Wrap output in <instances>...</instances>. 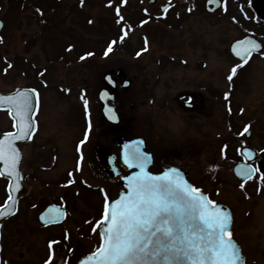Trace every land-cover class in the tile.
Returning <instances> with one entry per match:
<instances>
[{
    "label": "rangeland",
    "instance_id": "obj_1",
    "mask_svg": "<svg viewBox=\"0 0 264 264\" xmlns=\"http://www.w3.org/2000/svg\"><path fill=\"white\" fill-rule=\"evenodd\" d=\"M135 1L122 3V0H111L112 6L109 7L110 0H85L81 7L80 0H0V17L5 21L0 35L5 41L0 46V90L28 86L40 92L41 108L37 119L42 123V137L51 136L59 154L69 153L65 156L71 157L70 165L73 166L75 141L88 120L81 96L88 101L92 123H102L97 94L103 85V75L122 68L133 80L121 104L127 117L132 116L128 134L147 138L154 151V169L170 163L190 168L191 180L208 190L214 187L213 193L217 198L235 210L237 220L234 226L245 231L242 227L245 225L246 232L251 234L246 233L247 238L260 244L264 239V194L256 190L258 182L252 183L248 189H241L233 177L234 160L221 155V147L229 136L227 103L218 100L212 116L209 111L194 116L184 115L168 101L180 89L197 87L199 83L222 92L231 87L226 76L227 63L221 60H225V56L219 47L225 49L223 40L234 33L226 30L228 25L212 27L215 19L196 18L185 35H195L201 40L216 38L218 41V49L214 47L212 51L216 53L217 63L211 59L210 64L202 68L195 59L205 50L204 44L200 48L192 46L185 40V35L167 30L162 23L148 24L142 29L128 25ZM116 7H120V14L125 18L121 23H117ZM125 24L131 31L123 47L115 48L107 58L97 55L80 60L87 50L98 49L100 45L104 47L110 39H118ZM142 33H147L152 42L149 41V50L137 56L134 51L140 44ZM69 46H72L71 52L67 51ZM83 51L86 53L80 54ZM167 54L184 56L190 62L166 61ZM161 56L163 60L158 61ZM5 58L13 65L7 74L1 67V59L5 61ZM45 69V75L40 76L39 73ZM263 69L261 64H254L248 69L249 73L242 76L245 79L236 81L237 102L234 108L237 109L239 103L247 109L249 104L251 108L245 114L237 112L234 123L240 125L248 122L249 118L254 119L251 123L255 125L264 121V109L255 107L264 100ZM252 106L254 111L250 112ZM0 123H10L4 112L0 113ZM97 131H93L95 133H92L86 150L91 151L96 141H101L106 149H113L109 131L105 137L99 136ZM27 151L33 157L36 149L32 146ZM46 151L48 157L50 150ZM42 157L47 159L44 155ZM66 168L61 164L58 170L65 171ZM32 187L41 186L35 183ZM248 208L251 210L245 212ZM16 225L15 222L8 223L4 232L6 252L11 258L25 252V259H15L25 263L36 254V249L28 252L29 238L37 249L43 251L45 242L42 234H35L26 241L22 240L21 245V237L15 232Z\"/></svg>",
    "mask_w": 264,
    "mask_h": 264
},
{
    "label": "flooded vegetation",
    "instance_id": "obj_2",
    "mask_svg": "<svg viewBox=\"0 0 264 264\" xmlns=\"http://www.w3.org/2000/svg\"><path fill=\"white\" fill-rule=\"evenodd\" d=\"M254 1L255 0H251V3H249V0H226L225 3V0H221L222 6H218L217 4L210 2V0H171L172 6L169 7L167 13H164L163 8L169 4V0H136L131 18H128L127 22L128 25L139 27L141 29L143 27H147L148 24L162 23V25L167 30L177 31L182 33V35H185L187 29L191 28L192 23L196 20V18L215 19V21H213L211 24L212 27H218L219 25L226 27L228 25L226 30L232 31L234 35L231 36L230 34L228 37H226V39L223 40V45H226L225 49H221V47H219V51H221V53L225 56V60H221L227 63V73L225 72L227 76L230 74L232 67H234L237 63H241L240 57H237L232 52V47L237 41L251 38L255 39L258 43H264V0H259L258 9L254 6ZM224 6L227 7V11H224ZM241 7L244 9L243 13L241 12ZM189 8L192 9L191 12L188 11ZM145 9H147V12H145ZM245 14L248 18H246ZM233 17H235V20ZM0 18L4 21L2 17ZM145 20H147L148 23L142 25V21ZM4 28L5 25L0 31V35L4 31ZM145 38H147V48L149 50V44L152 41L147 33H142L139 39L140 44L134 51L135 54H137L139 51L142 52L141 50L144 49ZM185 40L190 42L192 46H199V48L204 44L205 50L201 52V56L199 58L195 59V62L198 63L202 68L209 65L211 59L215 62V64L217 63L216 53H212L214 47L218 49V41L216 38L201 40V38L198 36L196 37L195 35L192 36L188 34L185 35ZM205 41H208V44ZM4 42L5 41L0 43V46L1 44L3 45ZM241 52L243 54V49H241ZM159 58L160 59H158V61L163 60L162 56ZM2 59L1 62L3 63V66L1 67L5 68L7 64ZM165 60L169 62H180L183 64H189L190 62L184 56H173L170 54L166 55ZM257 63L261 64L264 68V49H262L261 52H254L251 58L248 60V63L243 64L241 68L237 69V76L233 78L231 87L226 90V92H230L228 101H225L224 99L226 92L218 91L217 89L209 87L207 84L202 85V83H199L197 87L180 89L174 96L168 99V101L174 104L176 108L180 109L184 115L194 116H201L206 111H209L208 113L211 114L210 116H212L218 100H220V102L227 103L226 123L229 128V136L228 138H225L224 143V145L228 146L226 152L224 153L225 159L227 160H236L235 162L243 161L244 156L242 154V148L245 146L254 148L259 152L264 150V121L258 125H255V123H251L252 118H249L248 122L246 123H242L240 125L238 123H234L237 112H243V114H245L246 111L250 110L251 108V105L247 104L250 106L247 109V106H243L241 103L238 104L237 109L234 108L237 102L236 90L238 82L236 81L240 78L245 79L242 78V76L249 73L248 69ZM126 78L130 80L129 86H131L133 80L129 78L124 71L121 72L117 77V84L119 88L116 94V103L119 115L121 117V123L119 125H112L106 123L104 120H102V123H92L93 128L89 135V140L83 145L81 149L84 154V161L82 162L81 171L79 172L75 171L76 163L79 159L77 145L84 138L87 123H84L82 134L75 141V158L74 164L72 166L70 165L72 163L71 157L68 158L65 156L69 153L62 152L59 154L57 147L54 144L55 140L51 136L42 137V123H40V121L37 119L38 129L35 135L23 146L22 182L24 185V191L19 196L18 210L16 211L15 215L7 218L2 224L3 227H1V261H6L7 264H44V261L49 256L48 243L50 240L55 239L59 240L60 244L54 247L61 249V251L56 253L54 264H56L57 260L60 262V264H65V260L67 261V264H78V262L84 256L91 254L99 246V229L97 230V233H93L91 231L92 225L85 223V221L90 220L95 222L99 220L102 215L104 199L103 194L101 191H99V189H104L108 193L110 200H113L123 189L122 183L118 179L111 178L107 173L99 158L100 151L103 150L104 152L115 154L117 168L124 175H129L136 170L128 168L121 160V147H119L116 142L118 138L129 139L136 136H141H131V134H128V131L131 127L129 124L131 119L129 118H132V116L129 115L128 118L126 113H124L121 108V104L123 103V95H125L130 90V88L121 87L122 82ZM0 92H10V90H0ZM188 97H192L194 100V103L191 107L185 103V100ZM125 100L126 99H124V102ZM262 102L264 103V100H261L259 103L260 107L258 105H255V107L258 109H264V104L262 105ZM229 105L232 108L231 113L228 111ZM133 107L134 105L131 104V108ZM253 111L254 108L252 106L250 112ZM2 112L3 111H0V113ZM4 113L7 114L10 123H0V134L13 130V121L10 119L7 111H4ZM253 120L254 119H252V121ZM249 124L251 125L249 133L240 135V133L243 131V128ZM96 129L98 130L96 133L102 137H105L107 131H109V136H111L113 139V149H110L109 147L106 149L105 145L101 141H96L94 142L95 145L91 151L86 150L90 143L92 133H95L93 131H96ZM145 140V150L147 152L153 153L154 155L153 148L149 144L146 137ZM224 145H222L221 148H223ZM32 146L34 149H36L33 157L29 156V152L27 151V149ZM47 149L50 150L48 157L46 155ZM43 155L47 159H43ZM61 164L67 166L65 171L58 170L59 165ZM169 165H178L182 167L189 176L190 168H187L185 165L183 166L180 163H170L167 165H162V167L160 166L161 168L154 169V162L150 167V170H162ZM256 165L257 162L254 161L253 166ZM69 172L73 173L76 183L68 187H64V185H66L69 180ZM234 179L239 184L244 182L239 180L237 177H234ZM254 182H258L256 185V190L259 193L264 194V182H261L258 178L245 183V188L248 189V187H251L252 183ZM35 183L40 184L41 187L34 189L32 185ZM192 183L195 186L202 188L209 195L210 199L216 202H223L220 201L217 198V195L213 193L215 189L214 187H211L208 190L203 185L195 184L194 181H192ZM8 184L9 180L5 179L4 177H0V206H2L7 201ZM89 184L92 185L91 188L87 186ZM230 207L233 212L234 223H236V212L233 210L232 206ZM50 209L52 210L51 212H49ZM57 209L64 210L66 215L59 223L45 225L40 217L45 216V218H48L49 216L58 215V212L56 211ZM247 210L251 209H245V212H247ZM13 222L17 224L15 226V232L21 237V245H23V241H26L29 237H31L30 235L42 234L44 238V251L37 249L36 244L31 242L29 238L27 242L29 251H27L30 253L32 249L33 251L36 249V251H34L36 254L30 256L25 263H19L15 260L16 258L18 260L25 259L23 258V253L25 252H19L17 256H13V258H11L9 256L10 254L6 252L7 244L4 242V232L7 230L8 223ZM236 227L233 225V238L241 245L246 258V264H264V239L260 244H257L256 242L247 238L248 236H246V233L248 232H246L245 225L242 226L244 227L245 231L241 227ZM65 233H67L69 237L67 240H65Z\"/></svg>",
    "mask_w": 264,
    "mask_h": 264
},
{
    "label": "snow or ice",
    "instance_id": "obj_3",
    "mask_svg": "<svg viewBox=\"0 0 264 264\" xmlns=\"http://www.w3.org/2000/svg\"><path fill=\"white\" fill-rule=\"evenodd\" d=\"M126 2L127 0H122V3ZM210 2L222 6L221 0H210ZM84 3L85 0H80L81 7ZM108 6H112L111 0ZM171 6V0H169L163 12L167 13ZM188 11L191 12L192 9L189 8ZM224 11H227L226 6ZM37 12L43 15L40 9H37ZM241 12H244L243 7ZM115 13L118 17L117 23L125 20L120 14V7L115 8ZM233 19L235 20V17ZM146 23H148L147 20L142 21V25ZM0 27L3 25L0 24ZM130 31L131 28L126 24L121 27L119 39L109 43L104 52L105 58L113 52L114 45L125 41ZM0 43H3L2 37H0ZM147 44L148 41L145 38V47L141 50L142 52L148 50ZM262 49H264V43H258L255 39L249 38L236 42L232 52L240 57L241 63L232 67L230 74L227 75L229 83L237 76V69L247 64L254 52H261ZM67 51L71 52L72 46H69ZM139 55L141 52L137 53V56ZM92 56L94 53L87 52L80 57V60L83 61ZM5 62L7 66L3 72L7 74L13 65L7 61V58ZM46 71V69L41 71L39 75L43 77ZM105 79L109 83H114L111 76H106ZM107 95L106 92L103 93L102 98ZM229 96L230 92H226L225 101L229 100ZM81 99L84 101L88 120L84 138L77 145L79 153L75 168L77 172L81 171L84 161L81 149L89 140L93 128L90 113H88V101L83 95ZM40 101L41 95L36 88L16 89L10 95H0V110L7 111L13 121V130L0 135V165H2L0 177L9 180L7 201L0 206V219L15 215L18 210L19 201L16 193L20 191L23 176L19 170L21 156L17 141H28L35 135L38 129L35 117L40 108ZM185 103L191 107L194 100L188 97ZM228 111L229 113L232 111L230 105ZM105 113L108 119H116L112 108L106 107ZM250 127V124L246 125L240 135L249 133ZM143 143L142 140H137L133 144L123 146L124 164L137 171L125 178L127 187L119 198L110 200L108 193L104 189H99L104 199L102 215L95 222L89 220L85 223L92 225L93 233H97L99 229L100 243L95 251L84 258L80 264H246L240 245L233 239L232 213L210 199L202 188L192 184L179 168L169 167L160 174H153L149 170L153 156L143 150L141 147ZM227 147L224 145L221 155H224ZM244 154L248 158L255 157V153L251 150H247ZM236 172L244 181L240 184L241 189H244L245 183L253 179L258 178L264 182V169L261 166L241 165ZM68 176L69 180L64 187L76 183L72 172H69ZM87 186L92 187L90 184ZM51 211L50 209L49 212ZM56 211L58 215L48 218L41 216L40 219L45 225L59 223L66 213L62 209ZM68 238V234L65 233V240ZM59 244V240L49 241V256L44 264H54L56 253L61 251L54 246ZM0 264H7V262L0 261ZM56 264L60 262L57 260ZM65 264H67L66 260Z\"/></svg>",
    "mask_w": 264,
    "mask_h": 264
},
{
    "label": "water",
    "instance_id": "obj_4",
    "mask_svg": "<svg viewBox=\"0 0 264 264\" xmlns=\"http://www.w3.org/2000/svg\"><path fill=\"white\" fill-rule=\"evenodd\" d=\"M254 6L258 9L259 7V0H255L254 1ZM0 24H1V21H0ZM1 28V27H0ZM122 72V69H119L117 71V75H119L120 73ZM112 74H113V71H110V72H107L104 76V83H105V86L102 87L100 90H99V93H98V99H99V102L101 103L102 105V113H103V116L105 117L106 120H108L109 122L111 123H120V118L118 116V113L116 111V107L115 105H111L109 103V101H115V93H116V85H115V79L112 77ZM106 76H111L113 78V81L114 83H109V81L107 79H105ZM14 89V88H13ZM13 89H10V90H13ZM17 89H23V88H17ZM14 92V91H13ZM13 92H10V93H0V95H10L12 94ZM107 93V97H104L102 98L103 96V93ZM106 107H109V108H112L114 110V113H115V116H116V119L115 120H110L108 119V115L105 113V108ZM137 140H142L144 142V140L142 138H139V139H134V140H131V141H125V140H122V139H117V144L122 146V149H123V146L125 144H133V142L137 141ZM26 141H17V147L20 149V156H21V160H20V165H19V170L21 172V161H22V155H23V150H22V146L23 144L25 143ZM141 147L144 149L145 148V144L143 143L141 145ZM252 151V150H251ZM256 153V152H254ZM111 155L105 153L103 150L100 151V155H99V158L101 160V162L103 163V165L105 166L106 170L108 171V173L110 174L111 177H114V178H118L123 186L127 187V182H126V177L121 175L112 165V161H111ZM247 157V156H246ZM248 158V157H247ZM255 159V158H254ZM241 165H244V164H237L235 166V173L237 174L236 172V169L238 167H240ZM2 166V165H0ZM258 166H261L262 169H264V151L261 152L260 154V159L258 161ZM183 172V171H182ZM162 173V172H160ZM160 173H153V174H160ZM184 173V172H183ZM185 177H186V174L184 173ZM187 178V177H186ZM21 183V188H20V191L18 193H16V196L19 198V195L20 193L23 192L24 190V187L22 185V182ZM124 192V191H123ZM119 198V197H118ZM222 208H225L227 210H229L231 212V210L224 204H219ZM6 218H2L0 219V225L2 224L3 220H5Z\"/></svg>",
    "mask_w": 264,
    "mask_h": 264
},
{
    "label": "trees",
    "instance_id": "obj_5",
    "mask_svg": "<svg viewBox=\"0 0 264 264\" xmlns=\"http://www.w3.org/2000/svg\"><path fill=\"white\" fill-rule=\"evenodd\" d=\"M97 48H98V47H97ZM96 50H100V48H98V49H95V51H96Z\"/></svg>",
    "mask_w": 264,
    "mask_h": 264
}]
</instances>
